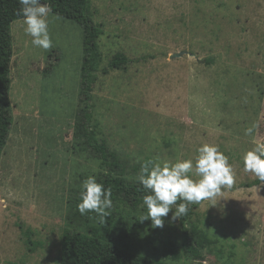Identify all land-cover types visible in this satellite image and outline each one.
<instances>
[{
    "label": "rangeland",
    "instance_id": "374dc122",
    "mask_svg": "<svg viewBox=\"0 0 264 264\" xmlns=\"http://www.w3.org/2000/svg\"><path fill=\"white\" fill-rule=\"evenodd\" d=\"M89 9L104 31L103 67L120 52L133 60L100 72L93 100L98 137L125 173L137 179L144 161L194 158L205 143L218 145L236 173L217 204L202 201L187 223L202 259L184 247L174 209L163 228L140 221L143 207L117 215L125 249L169 264H264V182L244 186L257 178L243 165L254 141L264 142V0H90ZM50 21L49 50L32 45L23 19L11 28L0 264H61L70 200L100 171L73 150L84 30L53 12ZM181 51L191 54L171 57Z\"/></svg>",
    "mask_w": 264,
    "mask_h": 264
},
{
    "label": "trees",
    "instance_id": "16d2710c",
    "mask_svg": "<svg viewBox=\"0 0 264 264\" xmlns=\"http://www.w3.org/2000/svg\"><path fill=\"white\" fill-rule=\"evenodd\" d=\"M47 2L52 5L54 14L76 21L83 27V57L73 150L79 154H88L99 161L97 181L106 188H111L113 200L111 215L103 224L94 218L95 213L80 214L77 207L80 203L79 195L70 200L69 228L65 230L63 236L61 264H169L145 258L125 249L122 236L124 233V236L127 235V230L123 228L117 215L127 209L137 211L143 207L146 210L143 206V196L147 193L138 183V179H132L125 173L116 152L99 139L95 123L94 87L99 80L100 72L108 74L111 69H122L133 60L120 52L112 58L107 68L103 67L100 38L104 31L90 12V0ZM20 7L18 0H0V162L14 120L10 101L11 62L14 55L11 28L14 21L23 19L19 14ZM211 62L213 59H206V63ZM261 183L255 179L244 186L253 187ZM197 207L198 204L190 205L188 214L182 216L180 220L183 245L200 260L202 255L199 249L191 245V232L187 225Z\"/></svg>",
    "mask_w": 264,
    "mask_h": 264
},
{
    "label": "clouds",
    "instance_id": "9594fccd",
    "mask_svg": "<svg viewBox=\"0 0 264 264\" xmlns=\"http://www.w3.org/2000/svg\"><path fill=\"white\" fill-rule=\"evenodd\" d=\"M23 17L24 33L34 47L49 50L53 40L49 30L52 5L47 0H18ZM253 128L245 130L252 135ZM194 158L170 160L150 159L140 166L137 179L147 193L143 196L146 213L140 221H152L153 228H163L164 217L174 209L172 220L186 216L192 204L209 200L213 206L222 190L231 189L236 173L228 156L218 145L203 144ZM244 171L264 182V142L254 141V147L243 157ZM178 201H180L178 203ZM78 211L81 215L95 213L99 223H106L113 207L112 190L88 176L81 185Z\"/></svg>",
    "mask_w": 264,
    "mask_h": 264
},
{
    "label": "water",
    "instance_id": "95a60500",
    "mask_svg": "<svg viewBox=\"0 0 264 264\" xmlns=\"http://www.w3.org/2000/svg\"><path fill=\"white\" fill-rule=\"evenodd\" d=\"M185 53L191 54L190 52L181 51V52H178V53H174L171 57L172 58H178V57H181Z\"/></svg>",
    "mask_w": 264,
    "mask_h": 264
}]
</instances>
